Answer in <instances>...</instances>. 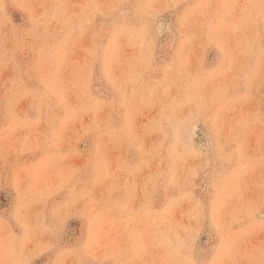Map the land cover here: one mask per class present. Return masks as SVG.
I'll list each match as a JSON object with an SVG mask.
<instances>
[{
	"label": "rangeland",
	"instance_id": "374dc122",
	"mask_svg": "<svg viewBox=\"0 0 264 264\" xmlns=\"http://www.w3.org/2000/svg\"><path fill=\"white\" fill-rule=\"evenodd\" d=\"M0 264H264V0H0Z\"/></svg>",
	"mask_w": 264,
	"mask_h": 264
}]
</instances>
